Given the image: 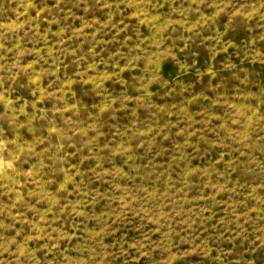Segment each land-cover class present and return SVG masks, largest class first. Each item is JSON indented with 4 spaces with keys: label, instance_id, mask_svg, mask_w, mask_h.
Returning a JSON list of instances; mask_svg holds the SVG:
<instances>
[{
    "label": "rangeland",
    "instance_id": "374dc122",
    "mask_svg": "<svg viewBox=\"0 0 264 264\" xmlns=\"http://www.w3.org/2000/svg\"><path fill=\"white\" fill-rule=\"evenodd\" d=\"M0 264H264V0H0Z\"/></svg>",
    "mask_w": 264,
    "mask_h": 264
}]
</instances>
